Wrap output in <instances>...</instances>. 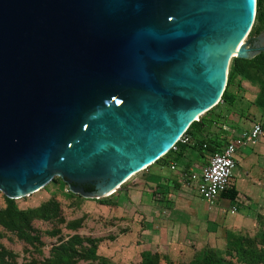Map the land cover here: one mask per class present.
I'll use <instances>...</instances> for the list:
<instances>
[{"label": "water", "instance_id": "1", "mask_svg": "<svg viewBox=\"0 0 264 264\" xmlns=\"http://www.w3.org/2000/svg\"><path fill=\"white\" fill-rule=\"evenodd\" d=\"M255 11L256 0H0V192L19 199L55 177L85 199L117 192L220 102L231 59L263 51L244 43Z\"/></svg>", "mask_w": 264, "mask_h": 264}, {"label": "rangeland", "instance_id": "2", "mask_svg": "<svg viewBox=\"0 0 264 264\" xmlns=\"http://www.w3.org/2000/svg\"><path fill=\"white\" fill-rule=\"evenodd\" d=\"M254 41L264 51V26L257 35H253L251 30L244 43L250 48ZM253 80L255 82L238 75L234 77L226 94L232 104L220 100L206 115H216L213 120H209L208 129L228 121L234 122L232 117L235 116L240 119L239 122L248 119L251 112L247 111L252 106L253 109L257 107L256 99L260 92L256 78ZM233 86L236 93L232 96ZM250 120L262 121L258 117ZM146 171L135 174L117 192L106 197L115 204L111 207L100 204V199H85L72 194L59 177H55L38 192L12 200L11 206L20 211L37 210L42 204L54 202L58 212L55 218L47 221H31L29 235L35 239L37 236L38 242L21 240L0 224V264H49L47 261L52 260V248L69 241L73 236H78L82 242L81 246L76 247L77 255L72 264H140L145 254L157 255L158 264H192L203 251H211L224 261L232 260L236 244L264 250V201L257 203L244 197L236 217L229 216L225 211L215 218L208 216L207 219L186 221L183 209L180 208L171 211L173 217L170 218V224L166 223L165 232L161 228L160 232L154 230V224L153 228H146L145 220L147 227L150 226L147 216L138 209H132L128 202L130 199H138L139 192H145L144 186L135 190L132 185ZM161 173L169 174L170 171L164 167ZM128 189L135 190L130 193V199L127 197ZM163 197L160 201H163ZM5 198L0 192V209L7 205ZM85 256H92L93 259Z\"/></svg>", "mask_w": 264, "mask_h": 264}, {"label": "crops", "instance_id": "3", "mask_svg": "<svg viewBox=\"0 0 264 264\" xmlns=\"http://www.w3.org/2000/svg\"><path fill=\"white\" fill-rule=\"evenodd\" d=\"M235 91L236 88H232V96L235 95ZM247 112L251 113L244 122H239L240 119L235 116L232 117L234 122L228 121V123L218 125L219 127L208 129L207 125L203 126V135L214 141L212 147L215 150L220 151L229 141L247 131L253 124L262 123L264 125V116L259 108L253 109L252 106ZM256 117L262 121L251 122L250 119ZM209 153L211 152L204 151L203 154H199L190 146L181 152L177 150L160 163L150 165L146 168V174L136 178L132 185L135 190H140L141 186L145 187V192H139L138 199H130V193L135 190H129L131 188L129 186L127 194L130 199L129 205L134 210L142 211L145 217L147 216L146 219L150 221V226L147 227L145 220L146 228H153L155 225L154 230L160 232L161 228V231L165 232L166 223L170 224V218L173 217L170 214L171 211L175 212L180 208L183 209L184 220L191 221L207 219L208 216L215 218L225 211L229 216L236 217L239 215L237 209L242 206V197L257 203L264 201V137L260 138L254 146L240 149L235 153L236 166L232 172L230 189L223 192L212 204L201 199L193 188L179 180L181 172H199L200 168L206 164ZM172 166L174 169H171ZM164 167L169 169V174L161 173ZM232 190L236 192L234 199L228 196V192ZM162 196L164 199L160 201Z\"/></svg>", "mask_w": 264, "mask_h": 264}, {"label": "trees", "instance_id": "4", "mask_svg": "<svg viewBox=\"0 0 264 264\" xmlns=\"http://www.w3.org/2000/svg\"><path fill=\"white\" fill-rule=\"evenodd\" d=\"M255 27L251 29L253 35H257L261 32L262 27L264 26V0H256V11L254 23ZM238 75L243 79L248 81H254L256 78L257 84L260 87V92L256 99L257 107L262 111L264 115V52H261L252 59H233V63L228 71L226 88L221 97L223 103L228 105L232 104V100L227 96V88L230 86L234 77ZM218 105V104H217ZM216 105V106H217ZM215 106V107H216ZM213 107V108H215ZM209 110L204 114L203 117L197 119L198 121L193 122L188 129L183 134L184 137H188L187 143H182L178 141L173 148L170 150L164 157L159 159L156 163L164 161L169 155L174 152L184 151L187 147L194 149L203 154L204 151L214 152L217 151L212 147L214 141L209 140L210 138L203 135V126H208L209 120L214 119L216 116L206 117V115L213 110ZM192 143V145H191ZM205 146V148L203 147ZM64 185V184H63ZM85 191H91L92 187H85ZM70 194V193H69ZM71 195V194H70ZM111 196V195H110ZM228 196L231 199H234L236 196L235 191L228 192ZM6 207L0 209V224L7 230L14 232L16 236L25 241H36L38 242V237L36 239L29 235L30 232V223L33 219H40L47 221L49 219L55 218L57 215L58 209L54 202H48L42 204L37 210H25L20 211L15 207L11 206L12 200L5 198ZM100 204L106 206L115 205L110 199L103 198L99 200ZM81 239L78 236H73L69 241L61 243L59 246L52 248L51 258L48 260L49 264H72L74 256L77 255V246H81ZM234 250V257L232 260L224 261L223 259L218 258L211 251L201 252L192 262V264H264V250L255 248H244L240 244H236ZM87 258L93 259L92 256H85ZM159 258L157 255L145 254L144 259L140 264H158Z\"/></svg>", "mask_w": 264, "mask_h": 264}, {"label": "built area", "instance_id": "5", "mask_svg": "<svg viewBox=\"0 0 264 264\" xmlns=\"http://www.w3.org/2000/svg\"><path fill=\"white\" fill-rule=\"evenodd\" d=\"M263 137L264 125L253 124L247 131L229 141L220 151L209 153L206 164L199 172H181L179 180L193 188L208 204L214 203L223 192L230 189L232 172L236 166L235 153L240 149L254 146ZM179 141L187 143L188 137H181ZM171 169H174V166Z\"/></svg>", "mask_w": 264, "mask_h": 264}, {"label": "flooded vegetation", "instance_id": "6", "mask_svg": "<svg viewBox=\"0 0 264 264\" xmlns=\"http://www.w3.org/2000/svg\"><path fill=\"white\" fill-rule=\"evenodd\" d=\"M256 42H257V41H254V42H252V44H251V47H250V48L252 49V51L257 50V49L262 50L261 48L256 47V45H255ZM85 187H89V186H84V188H85Z\"/></svg>", "mask_w": 264, "mask_h": 264}, {"label": "bare ground", "instance_id": "7", "mask_svg": "<svg viewBox=\"0 0 264 264\" xmlns=\"http://www.w3.org/2000/svg\"><path fill=\"white\" fill-rule=\"evenodd\" d=\"M239 47V46H238ZM238 47L236 48V51H235V53H237V50H238ZM236 55V54H235ZM198 119V118H197ZM134 176V175H133ZM130 179V178H129ZM113 193V191L112 192H110V193H106V195H110V194H112Z\"/></svg>", "mask_w": 264, "mask_h": 264}]
</instances>
